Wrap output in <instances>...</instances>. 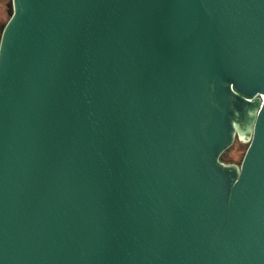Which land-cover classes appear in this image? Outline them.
Wrapping results in <instances>:
<instances>
[{"label":"water","instance_id":"95a60500","mask_svg":"<svg viewBox=\"0 0 264 264\" xmlns=\"http://www.w3.org/2000/svg\"><path fill=\"white\" fill-rule=\"evenodd\" d=\"M6 7L0 264H264V0Z\"/></svg>","mask_w":264,"mask_h":264},{"label":"rangeland","instance_id":"374dc122","mask_svg":"<svg viewBox=\"0 0 264 264\" xmlns=\"http://www.w3.org/2000/svg\"><path fill=\"white\" fill-rule=\"evenodd\" d=\"M10 0H0V26L4 24L9 15L7 13V7L6 4ZM247 144H242L240 141L235 140L234 144L232 145L231 149L228 151V153L224 156L225 161H233L235 163H238L241 161V158L243 156V153L246 149Z\"/></svg>","mask_w":264,"mask_h":264},{"label":"trees","instance_id":"16d2710c","mask_svg":"<svg viewBox=\"0 0 264 264\" xmlns=\"http://www.w3.org/2000/svg\"><path fill=\"white\" fill-rule=\"evenodd\" d=\"M231 147H232V146H231ZM231 147L228 148V149H227V150L221 155V157H220L221 160L225 161L224 156L228 153V151L231 149ZM226 162H233V161H226ZM238 163H239V162H238Z\"/></svg>","mask_w":264,"mask_h":264}]
</instances>
